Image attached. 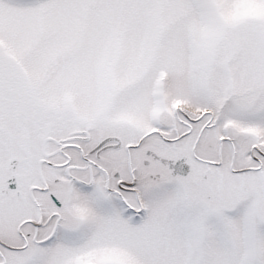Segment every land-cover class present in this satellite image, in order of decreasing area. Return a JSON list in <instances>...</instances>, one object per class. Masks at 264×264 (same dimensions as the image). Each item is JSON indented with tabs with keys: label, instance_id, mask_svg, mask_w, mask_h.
I'll return each instance as SVG.
<instances>
[{
	"label": "snow or ice",
	"instance_id": "6c2138e0",
	"mask_svg": "<svg viewBox=\"0 0 264 264\" xmlns=\"http://www.w3.org/2000/svg\"><path fill=\"white\" fill-rule=\"evenodd\" d=\"M0 264H264V0H0Z\"/></svg>",
	"mask_w": 264,
	"mask_h": 264
}]
</instances>
